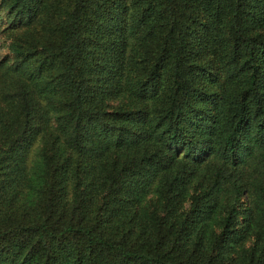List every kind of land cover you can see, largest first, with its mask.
Instances as JSON below:
<instances>
[{"label":"trees","instance_id":"obj_1","mask_svg":"<svg viewBox=\"0 0 264 264\" xmlns=\"http://www.w3.org/2000/svg\"><path fill=\"white\" fill-rule=\"evenodd\" d=\"M0 11V264H264V0Z\"/></svg>","mask_w":264,"mask_h":264},{"label":"rangeland","instance_id":"obj_2","mask_svg":"<svg viewBox=\"0 0 264 264\" xmlns=\"http://www.w3.org/2000/svg\"><path fill=\"white\" fill-rule=\"evenodd\" d=\"M5 19V13L4 11H0V21ZM6 44H7V38L3 37V34H0V57L5 55L7 53L6 49Z\"/></svg>","mask_w":264,"mask_h":264}]
</instances>
